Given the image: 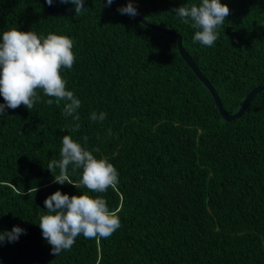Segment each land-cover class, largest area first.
Segmentation results:
<instances>
[{
	"label": "trees",
	"instance_id": "16d2710c",
	"mask_svg": "<svg viewBox=\"0 0 264 264\" xmlns=\"http://www.w3.org/2000/svg\"><path fill=\"white\" fill-rule=\"evenodd\" d=\"M200 2L135 0L146 21L179 34L225 112L234 114L264 86V0H221L231 12L211 47L194 43L198 29L172 11ZM127 3L84 0L79 14L53 17L46 0H0V39L17 28L74 40L76 60L61 74L81 100L78 121L42 90L31 110L21 105L0 116V232L26 230L15 242H0V264H264V91L225 121L176 39L120 14ZM52 6L74 7L60 0ZM93 112L106 119L92 121ZM76 124L78 131L61 130ZM68 134L116 167L115 188H76L83 169L72 165L74 185L53 183L47 166L61 159ZM57 190L102 196L121 226L108 238L80 235L54 256L39 223Z\"/></svg>",
	"mask_w": 264,
	"mask_h": 264
},
{
	"label": "clouds",
	"instance_id": "9594fccd",
	"mask_svg": "<svg viewBox=\"0 0 264 264\" xmlns=\"http://www.w3.org/2000/svg\"><path fill=\"white\" fill-rule=\"evenodd\" d=\"M61 3H71L76 15L85 9L84 0H60ZM49 6L53 0H46ZM113 0H107L111 6ZM184 23H190L193 29H198L193 42L211 47L219 39L218 29L224 25L231 9L221 0H201L199 4L183 5L172 10ZM122 15L135 18L138 10L131 0L126 6L118 9ZM74 40L68 36L48 34L38 36L33 31L23 32L17 28L6 31L0 39V95L4 103H0V116L6 109H16L24 105L31 110L40 96L37 90H42L47 97L55 98L59 105L64 102L65 117L74 115L81 107V100L73 91L67 90L68 81L62 76L61 69H72L76 56L73 52ZM48 106L54 101L48 99ZM106 113L91 114L92 121H103ZM76 124L67 130L69 133L78 131ZM86 143L88 137L85 136ZM98 151V150H96ZM60 160H51L47 169L53 173V183L73 184L69 178V166L73 171L83 169L82 177L76 188L83 186L90 192L105 193L109 187L119 184V172L105 158H97L90 151L76 142L70 134L62 137ZM59 169V174H56ZM48 214L40 217L39 226L43 238L52 246L51 252L58 256L62 251L70 250L76 238H108L121 226V220L116 210H110L107 201L102 196H90L88 192L81 195H68L57 190L44 201ZM26 230L14 226L11 231L0 232V242H15Z\"/></svg>",
	"mask_w": 264,
	"mask_h": 264
},
{
	"label": "water",
	"instance_id": "95a60500",
	"mask_svg": "<svg viewBox=\"0 0 264 264\" xmlns=\"http://www.w3.org/2000/svg\"><path fill=\"white\" fill-rule=\"evenodd\" d=\"M129 2V0H127ZM131 2L133 3V6L137 8L135 0H131ZM47 6V11L48 13L53 16V17H69L71 15H73L76 11H75V7H73L72 9H68V10H54L53 6H49L48 4H46ZM138 10V9H137ZM141 24L150 27L151 29L170 35L172 36L174 39H176L177 42V47H178V51L182 57V59L185 61V63L187 64V66L192 70V72L195 74V76L200 80V82L207 88V90L209 91V93L211 94L214 103L216 105V107L218 108V111L220 113V115L222 116V118L225 121H231L233 119H237L239 118L244 111L246 110V108L248 107L249 103L251 102V100L260 92L264 91V86H258L253 88L244 98L243 102L241 103L239 109L237 110L236 113L234 114H228L225 112V110L222 107V104L219 100L218 94L216 93L215 89L211 86V84L209 83V81L203 76V74L200 72V70L197 68V66L195 65V63L191 60V58L189 57V55L185 52L184 48L181 46L180 43V37L179 34L172 31V30H168V29H164V28H159L156 27L152 24H150L148 21H146L141 14L139 13L138 10V14L135 17Z\"/></svg>",
	"mask_w": 264,
	"mask_h": 264
}]
</instances>
